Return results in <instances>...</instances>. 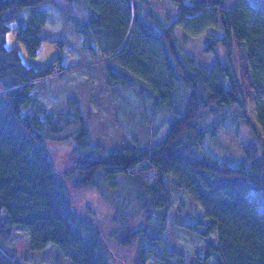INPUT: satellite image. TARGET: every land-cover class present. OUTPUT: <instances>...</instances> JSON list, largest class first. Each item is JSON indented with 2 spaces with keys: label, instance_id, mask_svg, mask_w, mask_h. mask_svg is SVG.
Segmentation results:
<instances>
[{
  "label": "trees",
  "instance_id": "obj_1",
  "mask_svg": "<svg viewBox=\"0 0 264 264\" xmlns=\"http://www.w3.org/2000/svg\"><path fill=\"white\" fill-rule=\"evenodd\" d=\"M172 1L171 9L153 0H0V264H21L7 244L15 225L30 233L34 250L52 243L72 264H108L102 230L72 207L69 187L115 188L118 177L133 187L143 215L137 226L121 220L122 241L138 240L136 264H147L150 253L163 264H264V209L249 195L252 188L264 192V7L249 0ZM48 4L82 38L109 91L139 97L140 146L107 149L93 141L77 97L66 98L64 111L40 98L47 79L76 66L63 71L54 64L60 57L44 67L28 65L17 47L6 45V35L13 29L33 55L46 40L62 48L41 14ZM178 26L193 36L221 29L206 36L203 52L215 55L210 68L178 42ZM250 103L260 132L242 140L244 158L234 166L204 142L218 140L222 125L236 131L241 122L251 125ZM235 105L241 113L231 110ZM164 126L165 136L154 140ZM68 133L75 146L61 168L65 180L47 140ZM174 189L187 191L195 218L176 223L204 240L189 261L167 226Z\"/></svg>",
  "mask_w": 264,
  "mask_h": 264
},
{
  "label": "rangeland",
  "instance_id": "obj_2",
  "mask_svg": "<svg viewBox=\"0 0 264 264\" xmlns=\"http://www.w3.org/2000/svg\"><path fill=\"white\" fill-rule=\"evenodd\" d=\"M231 1L233 5L236 0ZM249 1L253 5L264 7V0ZM153 3L171 9L175 6L172 0H153ZM23 13L29 16L31 10L27 8ZM41 14L45 17L46 27L51 30V39L63 42L62 48L57 43L46 40L41 44L38 53L33 55L28 51L26 44L18 39L13 29L9 30L6 35V45L17 47L22 59L28 65L44 67L60 57L54 62L55 66L59 65L63 71L66 70L69 63L76 67L56 80L47 79L40 98L50 110L64 111L66 98L69 95L77 97L85 114L84 119H88L91 127L93 141L105 145L107 149L116 146H140L135 140V136H140L139 127L144 119L140 111L139 97L128 90H125L122 95L109 91L105 84L102 68L98 63L92 61V54L82 46V38L70 26L66 25L57 7L45 5ZM210 32L221 33V29L210 27L203 33L193 36L181 26L176 28L178 42L194 55L197 62L209 68L214 63L215 55L204 53L203 47L206 43V36ZM97 49L103 53L102 45H97ZM84 60L90 61L84 63ZM231 110L241 113L237 105L233 106ZM246 115L250 119L251 125L241 122L238 131L235 130L236 128L222 125L218 130V140L208 136L204 142L209 151L234 166L244 158L242 140L254 141L256 132H260L252 103L247 106ZM72 117L70 115L71 120ZM161 119L162 117L158 122ZM237 119L240 120V118ZM233 124L236 126L235 121ZM166 132V126L160 127L158 137L154 140H161ZM62 134L64 133L62 132ZM69 134H66L68 136L63 140L49 138L47 140L57 173L64 179L65 176L61 168L67 162L72 161V149L75 146V139L71 137L72 134ZM118 180V186L115 188L104 184L99 187L94 185L83 190H73L69 187V198L72 207L77 212L91 218L102 230L103 244L110 251V255L107 256L108 264H136L138 240L135 239L130 244L122 241L121 233L125 230L121 220L124 222L129 218L130 223L137 226L141 224L143 215L131 184L123 177H118ZM249 195L256 198L261 204V209H264V192L262 190L252 188ZM173 197L174 207L171 210L167 226L173 230L175 237H178L186 254V260L189 261L194 250L204 240L199 234L187 231L176 223H194L195 221L188 209L187 191L174 189ZM14 231V235L7 244L17 251L21 264H72L71 258L66 256L55 244L49 243L44 249L34 250L31 248L30 233L26 229L15 225ZM147 264L163 263L150 253Z\"/></svg>",
  "mask_w": 264,
  "mask_h": 264
}]
</instances>
